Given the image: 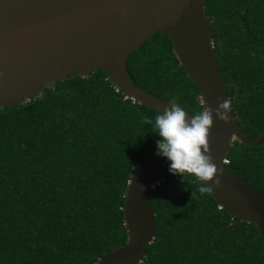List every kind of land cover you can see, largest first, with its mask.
Listing matches in <instances>:
<instances>
[{
    "label": "trees",
    "instance_id": "obj_1",
    "mask_svg": "<svg viewBox=\"0 0 264 264\" xmlns=\"http://www.w3.org/2000/svg\"><path fill=\"white\" fill-rule=\"evenodd\" d=\"M216 69L239 131L264 130V0H201ZM129 83L186 112L198 92L161 32L125 59ZM159 112L131 101L96 69L0 107V264H92L121 245L122 193L156 153ZM148 117L152 125L144 124ZM222 166L264 197V144L232 141ZM199 181L167 174L147 188L153 237L138 264H264L256 229L217 207Z\"/></svg>",
    "mask_w": 264,
    "mask_h": 264
},
{
    "label": "water",
    "instance_id": "obj_2",
    "mask_svg": "<svg viewBox=\"0 0 264 264\" xmlns=\"http://www.w3.org/2000/svg\"><path fill=\"white\" fill-rule=\"evenodd\" d=\"M213 22L207 21L201 0H0V107L18 105L67 76L85 78L100 69L124 97L162 113L170 102L133 87L124 68L126 57L158 31L196 88L199 111L204 104L215 110L227 95L212 53ZM229 116L225 124L213 115L210 154L223 175L209 195L230 217L254 226L264 258V197L221 164L232 141L263 145L264 130L246 137L232 112ZM169 166L156 153L135 166L122 193L124 242L92 264L140 262L153 237L147 188L169 174Z\"/></svg>",
    "mask_w": 264,
    "mask_h": 264
},
{
    "label": "clouds",
    "instance_id": "obj_3",
    "mask_svg": "<svg viewBox=\"0 0 264 264\" xmlns=\"http://www.w3.org/2000/svg\"><path fill=\"white\" fill-rule=\"evenodd\" d=\"M232 100L219 102L215 110L205 104L203 110L189 118L185 109L173 98L169 107L155 116L153 129L159 137L156 155L170 161L169 172L183 179L193 177L199 181L198 192L201 195L212 194L213 189L221 185L223 168L218 169L212 162L209 134L213 125V115L225 124L230 123ZM143 123L152 125L148 117ZM212 182V186L208 183ZM132 181H130V184Z\"/></svg>",
    "mask_w": 264,
    "mask_h": 264
},
{
    "label": "built area",
    "instance_id": "obj_4",
    "mask_svg": "<svg viewBox=\"0 0 264 264\" xmlns=\"http://www.w3.org/2000/svg\"><path fill=\"white\" fill-rule=\"evenodd\" d=\"M227 163V160L223 157L222 159H221V164H226Z\"/></svg>",
    "mask_w": 264,
    "mask_h": 264
}]
</instances>
